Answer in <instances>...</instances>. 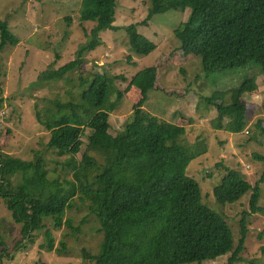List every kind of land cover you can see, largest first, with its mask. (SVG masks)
<instances>
[{
	"label": "trees",
	"instance_id": "obj_1",
	"mask_svg": "<svg viewBox=\"0 0 264 264\" xmlns=\"http://www.w3.org/2000/svg\"><path fill=\"white\" fill-rule=\"evenodd\" d=\"M117 1H81L79 20L96 23L89 50H93L100 33L116 30ZM149 1L148 21L168 11L191 9L175 37L184 53L201 59L205 73L256 63L264 76V0ZM127 34L137 53L149 55L157 50V45L141 36L135 26L127 28ZM8 45L18 46L19 41L0 18V57ZM86 50L79 51L76 60L48 73L46 81L65 80L81 68ZM118 79L122 78L94 74L81 81L77 101L63 103L57 99L52 101L54 109L36 114L39 124L50 133L49 149L66 158L64 167L72 174L71 181L51 178L42 158L25 161L0 151V198L14 222L22 226L23 241L17 247L44 230L46 220L55 230L66 227L80 233L81 229H74L72 221L66 219L75 199H79L96 218L103 236L96 255L84 252L92 264H203L229 255L227 264H240L248 235L245 214L236 247L231 227L203 202L200 184L187 175L189 165L208 152L206 140L198 138L188 144L186 128L145 110L149 93L156 87L157 67L147 68L131 80L126 91L140 89L142 98L134 105L125 133L112 135L110 115L126 92L113 85ZM257 91L256 75L239 88L226 90L224 103L214 106V130L243 133L249 127L243 97ZM263 123L264 118H260L255 125L262 135ZM87 131L90 135L85 144ZM254 158L264 161L261 155ZM18 173L23 180L14 186L11 178ZM262 184L264 173L252 185L245 174L229 169L213 193L217 203L225 206L238 203L251 192L250 209L256 214L262 210ZM44 236L50 252L66 253V241L57 249L52 233L46 231Z\"/></svg>",
	"mask_w": 264,
	"mask_h": 264
},
{
	"label": "rangeland",
	"instance_id": "obj_2",
	"mask_svg": "<svg viewBox=\"0 0 264 264\" xmlns=\"http://www.w3.org/2000/svg\"><path fill=\"white\" fill-rule=\"evenodd\" d=\"M81 1L0 0V18L19 41L18 46L5 47L0 57V151L25 161L42 158L51 178L71 181L72 174L64 167L66 158L49 149L50 133L39 124L37 112L54 109L52 101L57 99L63 103L77 101L81 81L94 74L121 77L113 85L125 92L137 74L157 67L156 87L149 93L145 110L186 128L188 144L198 138L206 140L208 152L189 165L187 175L200 184L203 202L231 227L236 247L245 214L248 235L240 264H264V184L259 200L262 210L256 214L250 209L251 192L238 203L225 206L217 203L213 193L229 169L245 174L252 185L264 173V161L254 158V155L264 156V135L255 127L259 119L264 118V76L260 74L259 65L251 63L240 69L205 73L201 59L184 53L175 37V31L187 22L191 9L168 11L148 21L152 5L149 0H118L116 30L100 33L93 50H89L96 23L79 20ZM131 26L157 45V50L149 55L134 51L127 34ZM83 49L88 50L83 55L81 68L65 80L46 81L48 73L76 60ZM255 75L257 93L243 97L249 127L240 134L215 131L213 122L217 111L214 106L224 103L226 90L239 88ZM141 98L140 89L135 87L124 93L123 100L110 115L112 135L125 133L134 105ZM114 100L116 95L112 97ZM89 135L87 131L85 144ZM22 180L21 173L11 178L14 186ZM66 219L81 232L73 233L66 227L55 230L52 222L46 220L44 230L17 247L23 241L22 226L14 222L0 198V264H92L84 258V252L96 255L102 244L103 236L98 232L96 218L86 204L75 199ZM83 221H86L84 225ZM46 231L52 233L57 249L66 241L64 255L47 249ZM230 256L203 264H227Z\"/></svg>",
	"mask_w": 264,
	"mask_h": 264
},
{
	"label": "crops",
	"instance_id": "obj_3",
	"mask_svg": "<svg viewBox=\"0 0 264 264\" xmlns=\"http://www.w3.org/2000/svg\"><path fill=\"white\" fill-rule=\"evenodd\" d=\"M176 125V124H175ZM263 127H264V123H263Z\"/></svg>",
	"mask_w": 264,
	"mask_h": 264
}]
</instances>
